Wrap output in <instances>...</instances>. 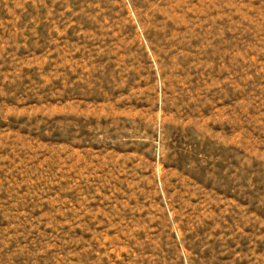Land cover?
Masks as SVG:
<instances>
[{"label":"rangeland","instance_id":"1","mask_svg":"<svg viewBox=\"0 0 264 264\" xmlns=\"http://www.w3.org/2000/svg\"><path fill=\"white\" fill-rule=\"evenodd\" d=\"M0 264H264V0H0Z\"/></svg>","mask_w":264,"mask_h":264}]
</instances>
